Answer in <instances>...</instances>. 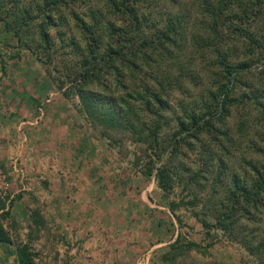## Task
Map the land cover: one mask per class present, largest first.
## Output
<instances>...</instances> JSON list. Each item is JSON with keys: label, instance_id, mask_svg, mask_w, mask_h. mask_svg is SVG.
I'll return each instance as SVG.
<instances>
[{"label": "trees", "instance_id": "trees-1", "mask_svg": "<svg viewBox=\"0 0 264 264\" xmlns=\"http://www.w3.org/2000/svg\"><path fill=\"white\" fill-rule=\"evenodd\" d=\"M83 1L34 0L27 5L7 0V5L0 3V23L45 66L64 98L77 99L75 110L92 133L97 129L112 149L121 144L113 133L130 134L140 154L124 164L120 147L112 150L121 169L139 167L162 198L179 185V198L169 201L171 212L189 208L207 234L211 228L224 232L264 264V87L240 82L250 66L264 63V0H191L200 14L194 17L182 6L185 0H88L93 5L83 17L74 9ZM161 1H171L178 10L153 15L149 7ZM64 26L77 29L79 36L66 37ZM229 40L243 43L245 59L235 60L224 50ZM59 47L76 57L73 67L62 72L53 55ZM208 53L213 57L206 58ZM163 58H170L175 73L157 71ZM204 70L213 78L214 91L209 89L205 99L201 93L199 101L185 99L191 93L184 79L197 86ZM0 72H6L2 59ZM260 78L264 82V71ZM174 90L183 98L172 101ZM244 108L246 114L256 113L238 120L234 136L224 120L232 110ZM219 121L222 125L216 127ZM242 141L249 156L241 155L236 169L225 157H232V148ZM191 155L194 169L181 160ZM35 215L34 224L40 223ZM11 242L0 225V243ZM179 242L177 236L171 248ZM185 249L206 250L195 242ZM15 254L17 264H34L28 243L18 245Z\"/></svg>", "mask_w": 264, "mask_h": 264}, {"label": "rangeland", "instance_id": "rangeland-1", "mask_svg": "<svg viewBox=\"0 0 264 264\" xmlns=\"http://www.w3.org/2000/svg\"><path fill=\"white\" fill-rule=\"evenodd\" d=\"M6 1L0 0V3L7 5ZM33 2L34 0H22V3L27 5L33 4ZM192 3L191 0H185L182 6L189 9L193 17L196 14L199 16L200 14L196 12L197 9ZM90 5H93L92 1L84 0L74 9L81 13L83 17H86L85 14ZM148 10L153 15H159L166 10L175 12L178 7L171 1H161L158 5H151ZM70 24L73 26L72 19ZM63 29L66 37L73 35L77 38L79 36L77 29L71 30V27L67 28L66 26ZM51 34L56 39L55 30L52 29ZM58 40L57 38L55 41L58 42ZM223 48L230 51L235 60H242L247 57L244 54L243 43L240 40H229V43ZM67 49L64 50V48L59 47L57 53L53 54L55 56V68L59 72L66 70L68 67H73L75 64L76 57L66 54L64 51ZM0 53V59L5 62L6 71L3 75L0 72V119L1 121L13 122L14 125L11 127L13 131L10 130L9 132L15 139V145L11 142L10 147L7 140L1 141L3 148L0 152V168L6 177L7 192L6 196L0 195V201L3 203H0V225L9 234L12 242L0 243V264H17L15 248L24 243H28L32 249L34 264L57 263L58 251L54 242L55 238L52 237L51 240L48 238L49 236L40 232L42 228L40 225L43 224L41 217H39L40 223L34 224L35 214L40 215L38 209L40 206L30 201L31 197L27 195V192H30L32 188L38 190V186L34 183L33 185L27 184L30 181L27 180L29 160H25L27 155H19L18 153L21 148L18 134L21 131L17 130L19 124L23 127L24 121L33 119L42 112L41 107L39 109L37 107L38 103L33 100L32 93H35L34 97H39L38 91L43 89V77L49 84L54 85V83L47 75L45 66L40 64L30 51L17 44L13 33L6 29L3 23H0ZM179 57L186 59L187 56L179 53ZM207 57L210 59L213 55L208 53L206 54ZM205 63L206 60H202V64ZM157 71L175 73V65L171 64L170 58H163L158 62ZM196 71H199V66L196 67ZM263 71L264 63H255L250 66V72L242 73L240 82L247 81L252 83L253 87H264V82L260 78V73ZM198 78L200 80L197 86H193L191 82L184 79V85L191 93V96L185 99L192 98V100L197 99L199 101L201 93L205 99L208 96L209 89L214 91L216 86L214 87L212 84L213 78L209 76L206 70L202 71ZM180 98H183L180 91L174 90L171 95L172 101ZM76 101V98L68 100L70 103L69 113L74 124H79L81 131L78 133H81L85 149L80 148L79 151L71 152L70 155L63 154L65 168L60 166L58 173L62 171L59 174L62 182L66 184H64L66 195H73V191H76L78 197L87 193H92L95 197L96 193L97 202L102 201L104 197L107 198V194L116 195L119 199H123L126 208L124 216L128 217L130 230L133 231L128 237L130 243L127 250L128 264H135V261H138L137 264L139 262L141 264H257L224 232L211 228L207 234L189 208L181 206L175 212L169 210V201L179 198L178 194L181 189L179 185H175L169 198H162L160 190L154 187L152 181L141 174L139 167L123 166L121 169L119 167L120 162H117L112 150L120 147L119 160L125 164L127 161L131 162L135 156L140 154L138 144L132 140L128 132L113 133V137L120 139L121 144L120 146L115 145L113 147L115 149L110 148L109 141L106 138L99 137L97 129L93 132L96 135L94 136L86 121L78 115L74 107ZM246 108L232 110L231 115L224 120V126L229 127L234 136H237L236 124L238 120L244 116L253 118L256 113V110H252V112L246 114ZM214 125L217 127L222 124L219 121L214 122ZM246 144L245 141H242L239 146L237 144L232 148V157H225L226 162L231 167L240 168V156H249V153L246 154L248 152L245 149ZM195 146L200 147L199 144ZM38 157L44 159L40 154ZM181 160L191 169L196 167L192 155L186 157V160L183 158ZM86 164H89L87 168ZM56 173L57 171L54 172V175ZM42 175L46 176L44 173ZM26 188H29V190L26 191ZM141 195L146 201L141 199ZM96 205L99 206V203H96ZM97 212L99 214L100 211L97 210ZM111 212L114 215L115 211L111 209ZM136 226H138L136 230L138 233L134 234L133 228ZM250 226H253V224H250ZM177 236L180 242L175 246V249H172L170 244ZM188 242H195L201 247H205V252L196 249H185Z\"/></svg>", "mask_w": 264, "mask_h": 264}, {"label": "crops", "instance_id": "crops-1", "mask_svg": "<svg viewBox=\"0 0 264 264\" xmlns=\"http://www.w3.org/2000/svg\"><path fill=\"white\" fill-rule=\"evenodd\" d=\"M43 79L39 97H34L35 93H32L37 107L42 109L41 114L24 121L23 127L19 124L17 130L21 131L18 134L21 147L18 153L27 155L25 160H29L27 180L30 181L27 184L38 186V190L32 188L27 195L31 197L30 201L40 206L39 217L43 220L40 232L51 240L55 238L58 259L57 263L51 264H128V237L133 231L130 230L128 217L124 216L126 208L123 199L107 194V198L97 202L96 193L95 197L92 193L78 197L76 191L73 195L65 194L66 184L60 179L62 171L58 173V168H65L63 154L70 155L80 148L85 149L84 140L78 133L81 131L79 124L75 125L71 119L68 100L53 84L46 82L45 77ZM13 125L11 121L0 119V152L2 140H7L9 147L11 142L15 145V139L9 132L13 131ZM39 154L44 159H40ZM141 199L146 201L142 195ZM111 209L115 211L114 215ZM137 229L138 226L133 228L134 234L138 233Z\"/></svg>", "mask_w": 264, "mask_h": 264}, {"label": "built area", "instance_id": "built-area-1", "mask_svg": "<svg viewBox=\"0 0 264 264\" xmlns=\"http://www.w3.org/2000/svg\"><path fill=\"white\" fill-rule=\"evenodd\" d=\"M6 177L3 171L0 168V195L6 196L7 186H6Z\"/></svg>", "mask_w": 264, "mask_h": 264}]
</instances>
